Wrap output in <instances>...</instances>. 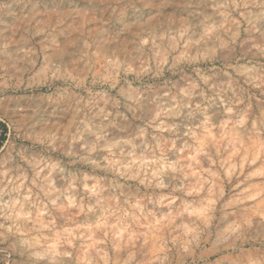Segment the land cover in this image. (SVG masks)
I'll list each match as a JSON object with an SVG mask.
<instances>
[{"label": "clouds", "instance_id": "clouds-1", "mask_svg": "<svg viewBox=\"0 0 264 264\" xmlns=\"http://www.w3.org/2000/svg\"><path fill=\"white\" fill-rule=\"evenodd\" d=\"M0 264H264V0H0Z\"/></svg>", "mask_w": 264, "mask_h": 264}]
</instances>
